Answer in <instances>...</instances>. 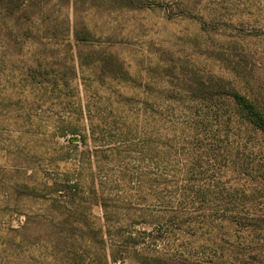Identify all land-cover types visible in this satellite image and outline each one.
<instances>
[{
	"label": "rangeland",
	"instance_id": "rangeland-1",
	"mask_svg": "<svg viewBox=\"0 0 264 264\" xmlns=\"http://www.w3.org/2000/svg\"><path fill=\"white\" fill-rule=\"evenodd\" d=\"M10 1L0 0V264H230L264 250L261 131L232 118L227 137L212 120L196 160L162 167L176 146L164 90L185 88L180 73L222 82L264 114V0H25L8 13ZM193 164L207 222L180 230L168 207Z\"/></svg>",
	"mask_w": 264,
	"mask_h": 264
},
{
	"label": "trees",
	"instance_id": "trees-1",
	"mask_svg": "<svg viewBox=\"0 0 264 264\" xmlns=\"http://www.w3.org/2000/svg\"><path fill=\"white\" fill-rule=\"evenodd\" d=\"M24 4L25 0H11L8 3V13L15 12V10H18ZM76 37L78 41L83 42L90 41L92 38L88 31L86 33L77 32ZM178 80L185 85V88L177 93L164 90V99L169 105L166 106L163 120L166 125L170 126V132L172 133L173 141L176 146L168 145V143L166 144L167 149L165 158L162 162L163 170H168L167 168L170 166L173 157L174 159L182 160L184 164L189 163L190 158L191 161L198 158L196 155L197 150L209 146V144L205 145V142L209 138L211 132L212 120L217 123L219 128L217 133L224 132L227 137H229L230 134L235 135L234 130L236 127H230L231 123L233 124V122H230L232 118L238 119L236 123H234L237 124L236 126L240 124L248 127L252 131H261L264 134V114L258 109L254 102L243 97L235 89L226 87L222 82L212 84V80L194 71L190 74L184 72L180 73V75H178ZM169 82H172V79H169ZM226 100L233 102L235 106L234 111L230 109L229 113L227 110L223 109V107H227V104H225ZM175 113L179 115L181 119L172 122ZM224 117L228 120L223 121L222 118ZM226 150L228 149L226 148ZM186 153L188 157L183 158ZM235 153L234 155L237 156L239 153L238 150L235 151ZM194 167L195 165L193 164V166L187 170H182L184 177L181 182L183 183L181 186H178L175 191V194L179 197L177 201L179 202L178 206L168 207L170 210L172 209L171 213L174 214V218L179 221L180 230L188 223L190 227L197 228L196 230L198 231L203 229L207 222V198L205 194L201 195V188H197L196 184L192 183L195 176ZM163 181L167 182V179L164 178ZM220 208L223 207L221 206ZM223 211H228L227 207L223 208ZM197 214L201 215L197 217ZM218 219L221 221L223 220L220 215ZM244 219L252 221V223L246 225V228H252L253 230L258 228V225L253 223L254 219ZM256 250L257 249H252L251 252ZM258 252V255L251 254L247 258H236L232 260L230 264H264V250H258ZM241 254H245V252L241 251ZM198 257L197 264H205L206 257Z\"/></svg>",
	"mask_w": 264,
	"mask_h": 264
}]
</instances>
